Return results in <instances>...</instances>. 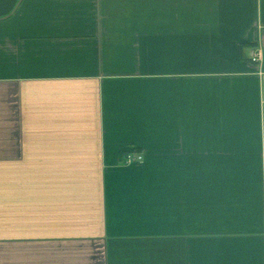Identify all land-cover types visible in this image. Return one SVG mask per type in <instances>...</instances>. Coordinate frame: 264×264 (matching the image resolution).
I'll list each match as a JSON object with an SVG mask.
<instances>
[{
  "label": "crops",
  "instance_id": "1",
  "mask_svg": "<svg viewBox=\"0 0 264 264\" xmlns=\"http://www.w3.org/2000/svg\"><path fill=\"white\" fill-rule=\"evenodd\" d=\"M0 264H264V0H0Z\"/></svg>",
  "mask_w": 264,
  "mask_h": 264
},
{
  "label": "built area",
  "instance_id": "2",
  "mask_svg": "<svg viewBox=\"0 0 264 264\" xmlns=\"http://www.w3.org/2000/svg\"><path fill=\"white\" fill-rule=\"evenodd\" d=\"M261 58V53H256V55L253 58V61H258ZM143 161V155L142 154H135L132 152H128L125 157L124 163L129 165V164H134L138 162Z\"/></svg>",
  "mask_w": 264,
  "mask_h": 264
}]
</instances>
